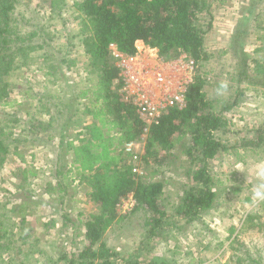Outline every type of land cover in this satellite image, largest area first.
I'll return each mask as SVG.
<instances>
[{"label": "trees", "instance_id": "trees-1", "mask_svg": "<svg viewBox=\"0 0 264 264\" xmlns=\"http://www.w3.org/2000/svg\"><path fill=\"white\" fill-rule=\"evenodd\" d=\"M23 1L0 0V101L6 103L12 89L18 87L15 74L21 66H29L37 60L42 65L38 68L45 70L44 74L51 77L52 84L55 85L58 79L63 81L60 87L46 86L43 92L27 95L36 100L34 109L40 108L48 117L41 121L30 118L34 121L30 126L45 128V142L53 145L54 181L46 183L42 196L55 197L61 202L63 193L77 178L87 187V196L97 207V212L85 221L87 245L70 257L64 251L59 257L63 264H116L117 252L109 249L101 237L117 217V203L129 192L136 199L135 211L150 214L147 223L152 226L148 234L160 227L166 218V212L160 208L163 183L152 177L161 167L169 165L166 160L173 154L177 143L185 147L183 153L190 162L198 160L201 163L192 173L196 186L184 191L181 202L174 209L187 222L196 219L201 211L212 209L216 201L215 182L207 172L206 161L220 152L237 156L239 148L264 149V130L230 147L216 135L225 132L227 120L223 113L238 105L239 97L248 87L258 91L264 103V0H250L231 31L227 48L222 51L231 57V80L235 83L229 86L215 81L220 90L235 87L228 100H222L217 109L215 103L218 100L207 96L206 78L197 75L187 90L186 106L168 109L147 131L135 108L122 101L116 90L118 68L109 46L113 44L122 52L133 53L135 41L141 39L157 47L164 59L185 52L201 65L209 59L205 36L211 28V20L204 23L201 19L209 7L208 0H76L71 6L78 32H68L63 41L56 30H49L51 23L32 14L23 6ZM47 2L51 14L49 20L59 18L65 27L61 15L65 1ZM20 3L21 9L18 7ZM248 37L255 39L251 53L245 49ZM78 51L87 58L83 69L87 77L83 82L74 83L65 71L78 66L72 55ZM25 84H28L27 79ZM19 120L15 113L0 115V165L9 153V146L13 144L17 149V142L21 141L20 137L11 136L8 127ZM138 140H144V152L140 155L144 167L153 168L146 177L132 172V165L121 155L123 147H119ZM18 175V187L25 190L36 172L25 168L19 170ZM28 192L25 198H18L12 208L6 207L7 201L0 204V237L6 238L0 248L9 249L16 235L24 243L32 237L26 234L28 205L44 203V198L30 199L32 195ZM61 216L65 224L70 222L67 213ZM246 217L248 220L264 217V201L261 210ZM48 223L54 226L55 220L50 219L44 224ZM257 225L264 227L262 222ZM38 243V239H32L29 242L31 251L18 252L28 256ZM25 262L26 257L20 264ZM32 262L36 263V259ZM125 264L156 262L128 260Z\"/></svg>", "mask_w": 264, "mask_h": 264}, {"label": "rangeland", "instance_id": "rangeland-1", "mask_svg": "<svg viewBox=\"0 0 264 264\" xmlns=\"http://www.w3.org/2000/svg\"><path fill=\"white\" fill-rule=\"evenodd\" d=\"M64 1L61 15L66 22L65 27L59 18L49 20L51 14L47 0H24L21 3L43 22L49 21V30H56L63 41L68 32H78V23L73 18L74 9L71 6L76 0ZM21 3L18 6L20 9ZM208 3L207 12L201 19L204 23L211 20V28L205 36L209 59L199 68L202 77L210 78L206 79V93L212 100H218L215 103L217 108L235 90V87L217 89L216 83L218 80L222 82L221 85L230 86L235 83L231 80V57L222 51L227 48L231 31L250 0H208ZM254 40V37L245 40V49L249 53L255 47ZM72 55L78 66L65 71V74L71 82H83L81 72L87 58L81 51ZM39 66H42L40 60L29 66H21L15 74L18 87L12 89L6 103L0 101L1 116L15 113L20 117L17 124H8V127L12 137L18 136L21 139L17 142V149L13 144L9 146V153L0 165V204L7 201L6 207L12 208L19 201L18 198H25L27 191L32 195L30 199L44 198V203L28 205L29 225L26 234L32 237L24 243L16 235L8 243L9 249L5 250L1 246L0 264H20L25 257V264H63L59 257L64 251L70 257L87 245L85 221L97 212L96 205L87 196V187L77 178L65 190L61 202L56 201L55 197L42 196L46 183L54 181L53 145L45 142V128L30 126L34 122L30 118L41 121L48 117L40 108L34 109L36 100L27 95L43 92L46 86L60 87L63 81L58 79L55 85L52 84L49 80L51 77L45 75V70L39 69ZM26 79L28 84H25ZM24 89H29V92L24 93ZM223 116L227 120L225 132L216 135L225 146L230 147L264 130L263 98L250 86L239 97L238 105L225 111ZM125 144L119 147H125ZM184 149L183 145L177 143L173 154L166 160L169 165L161 167L159 173L152 177L163 183L160 208L166 212V218H163L153 234H148L152 226L147 223L150 214L135 209L122 214L116 208L117 217L101 237L109 249L117 252L114 257L116 264H125L128 260L141 263L153 261L156 264H264V227L255 226L257 222L264 224V217L259 220L246 219V216L261 210L263 205L264 149L239 148L237 156L230 152H220L215 158L206 161L207 172L215 182L216 201L212 209L201 211L196 219L189 222L177 215L174 209L181 202L184 191L196 186L192 173L201 163L198 160L190 162L183 153ZM143 152L144 140H138L129 154L123 149L121 155L131 165L139 166L142 176L146 177L153 168L144 167L139 157ZM25 168L35 171L36 176L30 177V183L24 190L18 187L20 178L17 174ZM62 213L70 217L67 224L62 219ZM50 219L55 220L54 226L44 224ZM32 239L39 241L33 253H28V256L19 253L18 250L27 252L31 249L29 242ZM2 243H6V238L1 236L0 245ZM38 249L43 253L39 254ZM34 259L36 263L32 262Z\"/></svg>", "mask_w": 264, "mask_h": 264}, {"label": "built area", "instance_id": "built-area-1", "mask_svg": "<svg viewBox=\"0 0 264 264\" xmlns=\"http://www.w3.org/2000/svg\"><path fill=\"white\" fill-rule=\"evenodd\" d=\"M109 48L118 68L116 90L122 101L135 108L144 123L145 131L151 124L157 123L168 109L186 106L187 90L195 82L197 75L201 74L199 65L187 53L182 52L175 58L164 59L157 47L150 46L141 39L135 41L133 53L122 52L113 44ZM81 74L83 79L87 77L86 71L83 70ZM136 142L126 143L123 149L129 154ZM132 172L142 174L136 165H132ZM136 204L133 193L129 192L119 200L116 208L118 212L127 214Z\"/></svg>", "mask_w": 264, "mask_h": 264}]
</instances>
